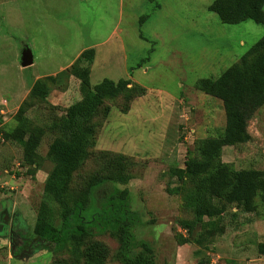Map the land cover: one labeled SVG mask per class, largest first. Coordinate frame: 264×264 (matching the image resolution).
I'll use <instances>...</instances> for the list:
<instances>
[{
    "label": "rangeland",
    "instance_id": "374dc122",
    "mask_svg": "<svg viewBox=\"0 0 264 264\" xmlns=\"http://www.w3.org/2000/svg\"><path fill=\"white\" fill-rule=\"evenodd\" d=\"M212 1L0 0V264H76L69 248L54 252L33 234V226L53 168L47 156L55 136L51 127L81 98L80 83L69 76L52 84L44 101L31 103L29 94L34 79L57 75L89 47L96 50L93 85L105 77L131 78L144 86L145 94L135 97L127 112L118 107L121 97L106 101L112 109L94 118L96 144L71 185L79 189L92 173L109 172V157L120 154L132 178L113 185L129 189V204L143 221L134 234L151 244L156 262L264 264L257 248L264 242L260 206L249 213L226 206L225 231L213 237L208 248L180 244L178 234L187 233L178 221L193 214L179 194L168 191L178 183L169 169L183 167L188 151L197 155L196 144L217 135L226 123L222 101L200 91L196 82L220 75L264 36V23H223L209 10ZM25 47L36 57L28 67L20 63ZM26 100L27 118L44 129L35 175L23 166L22 146L2 134L15 126L16 112ZM248 129L251 140L224 146L222 161L233 169H264V106L249 120ZM95 201L99 206V198ZM214 203L224 201L216 197ZM94 240L109 247L106 264H122L114 257L116 238L103 233Z\"/></svg>",
    "mask_w": 264,
    "mask_h": 264
},
{
    "label": "trees",
    "instance_id": "16d2710c",
    "mask_svg": "<svg viewBox=\"0 0 264 264\" xmlns=\"http://www.w3.org/2000/svg\"><path fill=\"white\" fill-rule=\"evenodd\" d=\"M208 8L223 23L237 24L246 20L264 23V0H213ZM95 55L94 47L86 48L70 67L57 75L40 77L31 86V103L46 100L51 85L60 84L69 76L79 80L82 94L51 127L55 136L49 143L47 156L53 162V168L45 180L33 234L56 253L69 248L76 264L80 260L82 264H106L109 247L98 240L91 241L103 233L118 240L119 248L114 257L122 264H160L154 260L151 244L136 239L134 229L143 221L129 204V189L113 185L126 184L132 178L124 170L120 154L109 157V172L92 173L79 189L71 185L74 174L88 161L90 148L96 144L94 118L104 117L112 109L113 104L107 102L121 97L118 107L127 112L131 101L145 94L144 86L134 83L131 78L114 80L105 77L93 85L90 72ZM65 73L67 77H64ZM196 86L222 101L226 123L217 135L203 138L196 144L197 155L188 151L183 167L169 169V175L178 183L168 191L179 194L184 208L193 214L192 218L178 221L187 233L186 236L178 234L180 244L195 242L208 248L209 241L225 231L222 221L226 206L248 213L257 212L260 206L264 216V169H233L222 161L224 146L241 145L251 140L248 122L264 106V36L220 75L201 78ZM28 101L16 112L15 126L3 129L2 134L5 140L22 146L23 166L28 167L29 174L35 175L39 169L38 149L44 129L32 126L27 118ZM108 184L113 187L110 189ZM216 197L224 204H215ZM257 248L264 256V242L258 243ZM54 264L69 262L61 260Z\"/></svg>",
    "mask_w": 264,
    "mask_h": 264
},
{
    "label": "water",
    "instance_id": "95a60500",
    "mask_svg": "<svg viewBox=\"0 0 264 264\" xmlns=\"http://www.w3.org/2000/svg\"><path fill=\"white\" fill-rule=\"evenodd\" d=\"M34 62V54L29 47H25L21 52L20 63L22 67H28Z\"/></svg>",
    "mask_w": 264,
    "mask_h": 264
},
{
    "label": "crops",
    "instance_id": "0c3cea01",
    "mask_svg": "<svg viewBox=\"0 0 264 264\" xmlns=\"http://www.w3.org/2000/svg\"><path fill=\"white\" fill-rule=\"evenodd\" d=\"M35 59H36V57H34V62H35ZM34 62H33V63H34ZM32 65H33V64H32ZM30 66H31V65H30ZM46 75H47V74H46ZM48 75H51V74H48ZM37 76H38V75H37ZM35 77H36V76H35ZM39 78H40V76H39ZM37 79H38V78H37ZM37 79H34V81L37 80Z\"/></svg>",
    "mask_w": 264,
    "mask_h": 264
},
{
    "label": "built area",
    "instance_id": "2783aa9c",
    "mask_svg": "<svg viewBox=\"0 0 264 264\" xmlns=\"http://www.w3.org/2000/svg\"><path fill=\"white\" fill-rule=\"evenodd\" d=\"M1 137V136H0Z\"/></svg>",
    "mask_w": 264,
    "mask_h": 264
}]
</instances>
